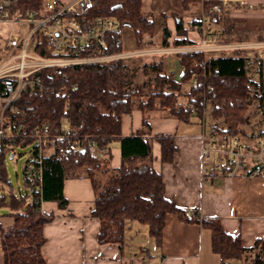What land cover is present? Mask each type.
Returning <instances> with one entry per match:
<instances>
[{"label":"trees","instance_id":"trees-1","mask_svg":"<svg viewBox=\"0 0 264 264\" xmlns=\"http://www.w3.org/2000/svg\"><path fill=\"white\" fill-rule=\"evenodd\" d=\"M181 2L185 10L201 4L203 10L197 18L204 13L211 23L223 26L218 35L219 42L253 40L245 29L235 27L225 11H212L221 0ZM45 7L46 0H11L7 11L11 18H20L27 16L30 10L43 12ZM77 16L85 28L91 27L98 16L115 17L122 27L133 29L137 48L157 44L153 39L157 24L145 12L144 0H94L92 9ZM174 16L176 36L171 41L172 31L164 25L161 47L193 44L187 36L183 17L176 13ZM167 17L165 14V19ZM196 21H193L192 29L196 28ZM120 37V33L108 32L103 53L125 50L124 42H118ZM257 40L263 41L264 37L258 36ZM37 51L42 55L51 54L45 48ZM87 54L86 50L80 53ZM177 55L183 67L179 79L173 72L166 71L163 59L139 66L140 59L131 65L128 59L121 58L70 65L64 68V75L42 71L39 75L44 79L46 89L23 91L15 103L20 113L14 117L22 121L26 129L44 122L58 127L65 125L67 137L79 139L83 148L69 151L63 158L48 155L44 161L42 190H25L26 194L19 195L12 188L6 192V186L11 185L6 165L9 147L0 152V209L8 210L7 213L0 212V217H13V224L7 228L0 222L3 264H49L44 254L47 242L44 226L55 218V213L44 212L42 202L57 201L60 207L66 208L69 201L64 195V182L73 177L91 179L96 194L92 214L100 220V243H118L123 249L128 223L139 221L147 225L156 244L162 246L167 216L174 213L183 221L200 223L211 230L212 248L220 255V264H232V259L244 258L251 252H255L254 264H264L263 238L247 247L240 234H232L224 228L219 217L202 216L200 210L190 211L166 196L164 176L153 165V142L160 143L164 163H174L178 148L174 134L152 135L149 122L158 114L184 122L197 116L205 123L208 112L213 122L211 132L225 136L246 135L244 126L249 119L250 96L255 86L261 103H264L263 83L255 81L250 74L256 59L240 49L218 55L205 51H184ZM194 60L199 63L197 66ZM262 63L263 60L259 65ZM141 70L145 74L150 71L154 74L157 80L154 87H151L152 78L146 88L143 83L136 82ZM194 72L199 73V79L189 84ZM187 85L188 90L185 89ZM57 90L61 91L60 96H56ZM133 109L143 113L142 128L124 135L123 117ZM89 140H94L105 150L90 152ZM115 141L120 143L121 164L111 167V145ZM28 185L25 181V187Z\"/></svg>","mask_w":264,"mask_h":264},{"label":"crops","instance_id":"crops-1","mask_svg":"<svg viewBox=\"0 0 264 264\" xmlns=\"http://www.w3.org/2000/svg\"><path fill=\"white\" fill-rule=\"evenodd\" d=\"M260 3L261 8L257 6ZM225 12L237 29L243 28L247 35L253 36V40L244 42H256L259 41L256 40L258 36L264 37V0H233ZM206 25L215 28L217 24L207 19ZM168 26L172 31V41L176 27L169 20ZM184 27L188 29L189 26L184 22ZM259 29H262L260 33ZM187 36L194 41L193 44L171 45L163 54L177 55L181 49L197 45L202 34L198 29H189ZM153 39L157 43L155 47H161V41L158 43ZM164 63L166 71L173 72L165 60ZM142 122L140 109L124 115V135L139 131ZM149 122L152 135L174 134L178 148L174 163H164L160 143L157 140L153 142V165L164 176L166 196L190 211L200 210L202 216L219 217L224 228L232 234H240L247 247H252L258 239H264V176L253 177L242 172L241 175L227 177L218 173L214 181H206L202 177V134L211 132V127L207 130V121L204 123L194 116L190 122H184L157 114ZM246 131V135L240 136L248 141L264 135V128ZM120 164V143L115 141L111 145L110 165L118 167ZM64 195L69 201L66 208L60 207L57 201L42 202L44 212L55 213V218L44 226L47 238L44 254L49 264H220V255L212 248V232L200 223L186 222L174 213L169 214L163 244L158 246L147 225L132 221L128 223L122 249L118 243L99 241L101 225L92 214L96 194L89 177L66 179ZM0 222L7 228L13 224V217L2 215ZM254 255L255 252H251L231 262L254 264ZM0 264H3L1 235Z\"/></svg>","mask_w":264,"mask_h":264},{"label":"built area","instance_id":"built-area-1","mask_svg":"<svg viewBox=\"0 0 264 264\" xmlns=\"http://www.w3.org/2000/svg\"><path fill=\"white\" fill-rule=\"evenodd\" d=\"M233 0H221L212 11H226ZM245 2L246 0H235ZM11 0H0V23L13 21L14 25L22 23L27 31L23 35L11 33L4 41L0 38V152L9 147V152L17 145L33 143L31 156L25 165L27 191L42 190L44 161L48 155L55 154L63 158L69 151L82 147L79 139L68 138L65 125L52 126L49 122L26 129L22 121L14 116L20 111L15 103L26 89L45 90V81L39 73L53 71L64 75V68L84 63L106 62L115 59L157 54L169 51L168 47L146 45L133 50L125 49L119 53H103L105 37L108 32L121 34L118 42L123 40L121 23L110 16H98L89 28L77 15L83 16L94 7V0H46L45 11L30 10L25 17L11 18L7 11ZM207 16L199 19L202 33L197 45L180 51H228L240 49L253 58L264 59V41L229 43L219 42L218 35L223 31L222 25L209 28ZM45 48L50 55H42L37 49ZM89 52L80 55L81 51ZM224 53V52H221ZM194 65L199 63L194 60ZM199 73L192 74L190 84L196 83ZM211 88H213L211 86ZM61 91H56L60 96ZM90 152L104 151L94 140H89ZM14 153L12 157H14ZM247 173L249 176H264V135L251 141L240 135L225 136L220 133L202 134V177L214 181L218 173L225 176H237Z\"/></svg>","mask_w":264,"mask_h":264},{"label":"rangeland","instance_id":"rangeland-1","mask_svg":"<svg viewBox=\"0 0 264 264\" xmlns=\"http://www.w3.org/2000/svg\"><path fill=\"white\" fill-rule=\"evenodd\" d=\"M259 8L262 7V4L257 5ZM261 6V7H260ZM202 5H194L190 10H185L182 7L181 0H144V10L147 14H149L156 22L157 24V32L154 36L157 42L160 43L162 41V33L164 25H168V20L172 25H174V28L176 27V17L174 16V13L177 15L183 17V21L188 24V30L192 29L191 25L193 21H196L199 24V16L198 13L201 12ZM165 14L168 16L165 19ZM180 18V17H179ZM198 24L196 25L195 29L200 30ZM194 29V28H193ZM192 29V30H193ZM241 29V28H239ZM243 29V28H242ZM176 30V29H175ZM259 29L258 32L260 33ZM27 31V28L23 26L22 23H18L17 25H14L13 21H3L0 23V38L1 40H5L12 32L16 33L18 35H23ZM262 32V31H261ZM123 40L126 49H136V44L134 47V34L133 29L130 26H124L123 27ZM202 34V33H201ZM157 37V38H156ZM257 40V39H256ZM244 41H236L233 40L229 43H240ZM245 43V42H244ZM134 47V48H132ZM221 52H228L231 53L232 50L228 51H221ZM221 52L216 51L214 54L218 55ZM128 59L131 65H135L137 62V59H140L139 66H142V63H149L155 60L163 59L165 60L168 69L173 71L174 77L179 79L183 72V67L180 63L179 56L177 55H169V54H163V53H157V54H145L143 56H135V57H128L125 58ZM254 65L250 68V74L252 78L257 82L263 83V93H264V59L255 58ZM263 60L262 65L260 66V61ZM152 78V79H151ZM149 79H151V87H154L156 83V78H154V74L150 71L148 74H145L143 70L138 72L137 74V80L136 82L143 83L145 85L150 84L148 83ZM190 84V83H189ZM148 86V87H149ZM158 86V85H157ZM159 88V86H158ZM186 90L189 89V85L185 87ZM148 90V89H146ZM257 87L255 86L253 88V91L251 92L250 96V108H249V119L247 124H245V129L252 131V130H259L260 128H264V103H261L260 97L257 93ZM207 118V130L212 126V120L210 119V116L208 112L206 113ZM220 125H222V121H220ZM203 125V124H202ZM199 127H202L201 124ZM33 143H29L27 145H17L15 146L14 150L8 152V155L6 157V165L9 173V177L11 180V185L6 186V192L9 193L10 189L12 188L15 193L19 194H26L25 192V165L28 160V158L31 156V151L33 149ZM15 154L14 157H12V154ZM1 213H7V208H1Z\"/></svg>","mask_w":264,"mask_h":264}]
</instances>
